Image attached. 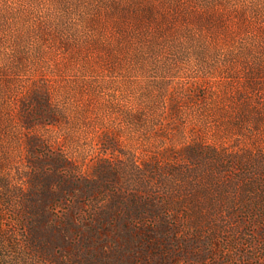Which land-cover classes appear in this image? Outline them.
Returning a JSON list of instances; mask_svg holds the SVG:
<instances>
[{
  "label": "rangeland",
  "instance_id": "1",
  "mask_svg": "<svg viewBox=\"0 0 264 264\" xmlns=\"http://www.w3.org/2000/svg\"><path fill=\"white\" fill-rule=\"evenodd\" d=\"M0 264H264V0H0Z\"/></svg>",
  "mask_w": 264,
  "mask_h": 264
}]
</instances>
